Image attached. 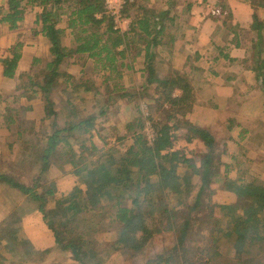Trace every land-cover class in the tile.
I'll list each match as a JSON object with an SVG mask.
<instances>
[{
	"label": "trees",
	"instance_id": "trees-1",
	"mask_svg": "<svg viewBox=\"0 0 264 264\" xmlns=\"http://www.w3.org/2000/svg\"><path fill=\"white\" fill-rule=\"evenodd\" d=\"M148 1L126 0L122 14L131 20V25L128 31L122 32L108 12L106 0H6L8 11L0 21L10 24L12 29L23 19V3L42 8L37 23L50 41L52 60L46 62L42 76L36 79L26 76L28 81L23 85L24 75L21 74V84L17 85L20 90L28 84L22 96L30 99L39 95L38 102L42 108L35 110L29 106L18 115L19 110L9 107L4 115L6 128L2 130L14 133L12 125L18 121L19 116L23 118L24 113L32 121L38 118L41 124L53 119V132L48 137L47 147L42 150L35 148L32 140H27L21 128L15 131L16 140L23 136L25 146L22 151L28 153L24 154V161L31 159V152L28 151L36 149L38 153L34 157L37 162L39 160V174L44 175L50 171V157L56 155L57 149L62 147L59 149V158L70 154L69 160L63 163H72L77 179L73 181V187L63 190L60 196L55 186L39 194L16 177L9 162H3V166H6L0 169V182L24 194L29 193L39 202L38 208L44 220H48L55 244L69 251L79 264H113L116 257L111 253L117 255L119 249L142 251L155 236L166 232L175 235V244L149 259L148 264H264V260L258 256L264 253V179L253 176L250 166L246 167L238 155L232 156L236 166L225 163L222 154L228 151L219 150L217 135L207 126L184 120L189 124L188 134L192 133L186 137L187 142L199 139L197 142L202 147L200 160L199 156L189 157L181 149L175 148L177 135L173 131L186 128L182 120L194 110L195 93H209H206L207 88L199 81L202 74L196 66L193 68L199 74L198 71L180 70H175L169 76L160 74V65L164 62L156 60L155 51L161 44H166L160 38H165L164 30L169 24H159L156 9L150 8ZM249 1L255 10L250 28L257 32L260 40L263 38L261 31L264 23L256 10L264 6V0ZM164 3L168 6L165 12L167 22L177 2L164 0ZM63 18L65 28L59 26ZM230 18L229 13L223 15L224 24ZM67 29L72 36L69 48L62 44ZM235 36L239 38L237 32ZM169 41L172 44L175 42L171 39ZM139 43L142 48L138 47ZM132 45H136L140 51L145 50V71L148 76L142 89L146 96L147 89L155 85L152 89L154 96L147 98L157 103V109L163 110L165 118L155 122L156 135L150 143L140 132L143 129L142 117H135L126 123L128 135L133 136L132 144L126 152L117 155L102 153L99 159L87 161L86 157L99 152L97 146L87 143L91 142L96 126V116L91 113V107L98 105L100 99L97 97L102 96V91L93 77L84 71L79 77L68 73L62 67L64 60L88 54L94 62V72L105 76L106 90L109 93L116 92L120 85L112 74L118 80L122 78L120 69L124 63L121 58H125L127 52L133 49ZM121 46L124 48L120 49ZM253 48H257V44ZM10 52L2 61L3 74L14 78L21 57L20 44L11 47ZM255 64L258 67L254 70H264L260 66L261 62ZM60 86H64L61 91L66 99L65 103L62 102V108L57 109L52 95ZM28 90H31L30 94ZM132 92L134 90L129 91V95L136 93ZM91 93L93 101L89 100ZM228 97L220 96L223 102L221 106L230 108L234 101ZM109 98L111 102L114 101L111 95ZM89 101L94 103L93 106ZM200 105L206 109L211 107L207 103ZM218 105L220 103L217 102L211 108L221 110ZM64 113L68 119L60 125L57 121ZM139 113L141 115V111ZM181 122L183 126H180ZM248 123V126H243L229 119L228 134L234 128H240L238 135L241 140L263 141L264 135L253 137L249 132L255 130L256 125H264V119L258 117V120H249ZM2 140L0 137V142ZM76 141L79 142L77 147L73 146ZM12 143L8 146L11 149L14 148ZM245 160L252 162L248 158ZM217 183L235 196L237 201L229 204L215 202L213 196L216 190L212 186ZM35 186H40V183L37 181ZM49 194L58 199L54 207L47 209ZM9 216L0 225V264L9 263L5 251L11 244L18 249L24 262L38 264L42 257H48L51 250L37 249L22 231L21 216L15 211ZM102 233H112L115 238L113 247L100 249L97 237ZM225 243L228 246L227 253L222 248Z\"/></svg>",
	"mask_w": 264,
	"mask_h": 264
},
{
	"label": "rangeland",
	"instance_id": "rangeland-1",
	"mask_svg": "<svg viewBox=\"0 0 264 264\" xmlns=\"http://www.w3.org/2000/svg\"><path fill=\"white\" fill-rule=\"evenodd\" d=\"M177 6L181 5L182 2L179 0H176ZM147 3V2H146ZM149 3V1H148ZM163 4V5H162ZM162 5V6H161ZM149 6H152V8L156 7L155 13L156 18H158L159 24H168L165 22V14L161 13L159 16V13L162 8L168 9V6L164 4V2H158L153 0L149 3ZM220 10V15H227L226 11H223V7L221 8H212L211 14H213V11ZM254 10V7H253ZM215 15V14H213ZM217 16H219L217 14ZM61 25L65 24V18H63V21L60 23ZM120 23H118L119 27ZM167 33H173L179 36V31L174 27L173 29H168ZM189 36L192 37L193 33L190 31ZM246 37L248 35L245 34ZM250 37V36H249ZM248 37V38H249ZM177 37V39H179ZM166 39L167 38H163ZM138 46L141 47L140 43ZM175 46V45H174ZM142 48V47H141ZM51 50V49H50ZM74 57V56H73ZM73 57H67L64 61L71 60ZM52 60V54L49 60H43L41 62H33L30 72L23 70L19 75L15 77V86L12 90H4L0 89V137L3 138L2 142H0V154H2V158L0 159V169L5 168L6 165L3 166V162H9L12 166V170L15 172L16 177H18L25 185L28 187L34 188V190H37L39 194L44 193V189L48 190L51 187L55 186L57 187V193L58 196L63 193V190H67L72 188L73 181L77 179L73 173V170L75 167H73L72 163L65 162L68 158H70V154L65 155L64 157H60V150L62 147H59L56 151V155H52L50 157V163L51 168L50 171L45 173L44 175L39 174L40 165L39 160L37 162L36 154L38 151L36 149H30L28 152H31V155L24 161L25 153L22 151V147L24 141L22 137L19 140H16V134L15 131L21 128V131L23 132V135L26 136L27 140H32L34 143L35 148L37 149H43L47 147V141L49 135L53 132V119H49L44 124H41L40 121L35 122L32 121V118L27 117V114L24 113V117L22 118L19 116L18 121L13 124L14 133L4 131L2 128H6V119H4V115L8 112V108H12L13 110H19L18 115L24 112L23 109L26 107L32 106L33 103H35V109H37L38 105H42L39 100V95L35 96L34 98H28L22 96L23 90L28 88L27 86L22 87V89L18 90L17 85L20 83L21 80H19V77L21 74H23V85H26L27 77L26 76H33L34 78H39V76H42L41 72L45 68V64L48 61ZM184 58L179 57L176 61V66L172 65L171 63H163L160 65V74L163 76H169L173 75L175 70H180L183 72L184 65H182ZM121 61L124 63V67L120 70H122V78L118 80L115 74H112L115 81H119V89L116 92H110L106 90L105 87V76H100L94 72V66L87 65V67L82 66V62H80L77 65V68L80 70L82 69L81 73L79 70L78 76L79 77L83 71L88 74V76L93 77L95 80V84L101 88L102 96H98L97 99H100V102L97 106H93L94 103L90 104L93 106L91 107V113L93 112L96 116L95 119V130L92 132L93 136L91 139V142L87 143L88 145L94 144L98 147L99 152L94 153L93 155H90L86 157L87 161L99 159V156L102 153H112V154H118V153H124L128 149V147L132 144V134L128 135L126 123L132 121L135 119V117H142L143 120V129L140 131L146 136L148 141L150 143L153 140V137L156 133L155 130V122L162 121L165 118V113L163 114L162 109H157V103L153 100L149 99L147 97L154 96V90L147 89V95H144V91L141 86H139L143 80L141 78L138 79V76H135V79L131 81V78L128 75L129 64L131 63V59L126 55L125 58H121ZM255 64V62H253ZM66 65L63 64L62 67L64 69L72 74H74L70 71L69 67H65ZM227 67L224 65L220 66L221 70H225ZM18 69L16 70L17 73ZM186 71V70H184ZM146 72V71H145ZM147 73V72H146ZM197 73V72H196ZM199 74V71L198 73ZM202 77H205L202 75ZM213 78V76H211ZM211 77H207L210 79V81H213V84H216L217 81H222L224 79H212ZM35 78V79H36ZM92 79V78H90ZM138 79V81L136 80ZM206 80V81H204ZM262 85L256 87L257 89H263L264 88V75L261 76ZM113 81V79H112ZM110 81L109 83H111ZM135 81H137L135 83ZM201 83L207 82V79H200ZM123 83H126L123 84ZM138 83V84H137ZM210 84V83H209ZM113 86V85H112ZM122 86V87H121ZM64 86H60L58 89H55V94L52 95L53 99L57 103V109H61L62 105H64V99H66V95L62 93V89ZM247 87L244 88V90ZM210 89V88H209ZM208 89V90H209ZM134 90L136 92L135 94L129 95V91ZM207 90V91H208ZM141 91V92H139ZM29 94L31 93V90L27 91ZM132 92V93H134ZM249 94L247 97H242L239 95H229V99H233L234 102H231L230 108L227 106H223L221 110H213L211 107L206 109L205 107L201 106L200 103H209L211 101V93L209 95H205L201 92H197L196 94V102L194 103V110L190 112L187 117L181 118L182 122L184 120H188L192 123H195L196 125L200 126H207L211 130H213L218 138L219 143V150L222 152L225 149L228 151V153L222 154V160L225 163H229L233 166H236L235 161L233 160V155H238L241 160H243L244 165L250 166V171L253 174V176H258L261 179H264V139L255 140L248 142L245 139L240 138L238 135V132L240 128H234L235 130L231 131L228 134V120L233 119L235 122L241 123L243 126L249 125V120H258V117L264 119V108L260 109V100L264 102V93L262 90V93L259 94L257 92H254V89H251L248 91ZM108 93L114 97V101L111 102V99L108 96ZM124 93H127L125 96H123ZM176 93V92H175ZM81 94H84V92L81 91ZM121 94V95H120ZM139 94L141 96H139ZM144 95V97H143ZM132 96V97H130ZM143 97V98H142ZM129 98V100H128ZM209 98V99H208ZM87 99V98H85ZM246 99V101H244ZM89 100H94L93 94L91 93L89 96ZM88 101V100H87ZM64 102V103H62ZM222 104L223 102L220 101V96L216 99V103ZM264 103H262L263 105ZM210 105V104H209ZM264 106V105H263ZM42 108V107H40ZM103 108V109H102ZM101 110H105L103 113H100ZM141 111V115L139 113ZM162 114V116L160 115ZM220 117V118H219ZM68 119L67 115L65 116V113L58 118L57 123L60 125L64 123ZM180 119V118H179ZM218 119H220V123L217 124ZM173 122V121H172ZM180 123V126L186 125V128H180L178 131L175 130L173 133H176L177 139H176V146L175 148L181 149L184 151L189 157L197 158L202 153V147L199 145L197 140H192L191 142H187V136H190L192 133L188 134V125L187 122ZM242 127V126H240ZM252 127V126H251ZM138 129V127H136ZM255 130L264 131V125H256ZM251 131V130H250ZM36 132V133H35ZM228 134V136H227ZM128 135V136H127ZM125 136V137H124ZM13 142L14 148L11 149L9 146V143ZM79 142H74L73 146L77 147ZM59 150V151H58ZM15 151V152H14ZM68 153V152H67ZM28 154V153H26ZM250 159L252 162H249ZM73 159V158H72ZM69 160V159H68ZM67 160V161H68ZM233 172L232 174H234ZM231 174V175H232ZM38 181L40 183V186H35V183ZM42 184V186H41ZM55 184V185H54ZM216 192L214 193L213 200L217 203H233L236 202L237 198L233 196L228 191H225L221 188V186L217 183L212 186ZM58 197L52 198V195L49 194V202H47L46 208L50 209L55 206V202L57 201ZM39 202L33 199L29 193L24 194L20 190L8 186L7 183L0 182V225L3 223V220L6 219L9 214L12 211L17 212V215L21 216L24 212H27L28 210H37L38 209ZM40 213V212H39ZM41 214V213H40ZM43 214V213H42ZM41 214V215H42ZM10 217V216H9ZM8 217V218H9ZM11 218V217H10ZM99 219H96L98 221ZM48 220H44L43 226L46 228L48 227L47 224ZM23 231V227L21 228ZM50 229V228H49ZM24 232V231H23ZM42 234V233H40ZM48 243H52V239L54 240L52 231L50 230L48 232ZM53 237V238H52ZM37 239V238H36ZM100 249H109L114 246V240L115 238L112 236V233H102L100 236L97 237ZM38 240V239H37ZM175 235L173 233L166 232L161 235L155 236L153 240L149 242V244L143 248L142 251H123L122 249H119L118 252L116 251L117 255L114 253H111L113 257H116V260L113 264H148L149 259L155 258V256L158 253L165 252L168 248L173 246L175 244ZM38 245V243H37ZM223 252L227 253L228 246L226 243L222 246ZM44 249H50L51 252L48 257H42L41 262L38 264H79L73 259L72 254L64 249H62L60 246L54 244L51 247L44 248ZM112 251V250H111ZM119 253V254H118ZM264 260V253L258 255ZM5 257L6 260L9 259V263L6 264H32L28 262H24V258L22 255L18 252V249L15 248L12 244L8 245L5 251ZM8 258V259H7ZM92 262V260H91ZM165 264V263H161ZM172 264H175L174 262Z\"/></svg>",
	"mask_w": 264,
	"mask_h": 264
},
{
	"label": "crops",
	"instance_id": "crops-1",
	"mask_svg": "<svg viewBox=\"0 0 264 264\" xmlns=\"http://www.w3.org/2000/svg\"><path fill=\"white\" fill-rule=\"evenodd\" d=\"M164 2V0H154ZM181 5L175 6L172 10L170 17L166 20L169 26L164 30L162 41L166 44H161L155 52H157V61H162L165 64L171 63L176 66V61L179 57H183V63L185 64L184 70L198 71L193 67L200 68L201 74L205 77L199 79H207V82L203 83L207 88L206 93H211V101L208 103L211 107H215L216 99L218 96L225 98L226 95H239L247 97L249 90L254 89V92L259 94L264 93L263 89H257L261 86V76L264 75V70H254L257 68V64L253 62H261L264 69V29L261 31L263 38L258 39L256 31L251 30L253 23V15L255 10L250 4L249 0H179ZM153 4V0H149V3ZM165 4V3H164ZM24 15L23 19L18 22L15 29H12L10 24L0 21V89L12 90L14 89L15 79L21 71L31 70L33 62H41L43 60H49L51 57V44L49 39L42 33L41 25L37 23V17L42 12L40 6H31L23 3ZM163 5V4H162ZM161 5V6H162ZM166 5V4H165ZM152 8V6H149ZM231 15L226 24H224L223 14L213 15L211 14L212 8H221ZM156 9V7H155ZM8 11V5L6 0H0V19ZM167 9L162 8L160 13H164ZM256 13L259 19L264 23V6L258 7ZM227 20V19H226ZM131 20L120 22L119 28L122 32L130 29ZM171 24V25H170ZM60 27L65 28L66 25L59 24ZM176 27L179 31V36L173 33H167V30ZM193 33V36H189V32ZM235 32L239 34V38L236 39ZM248 35V37L245 36ZM175 40L172 44L169 40ZM236 39V40H235ZM235 40V41H234ZM238 44H236L237 42ZM19 43L21 46V57L19 60L18 71L14 78L6 77L3 74L2 61L9 56L10 49L15 44ZM64 47H71L72 36L71 31L67 29L66 35L62 39ZM257 44V48H253V45ZM175 45V46H174ZM133 49L127 52V56L131 59L129 64L130 70L128 75L131 81L138 76L143 82L139 83L143 87L148 74L145 72V50H138L136 45H132ZM140 48V46H138ZM124 47L121 46L120 49ZM140 51V52H139ZM82 62V66L87 65L94 66L92 59L88 57V54H79L74 56L71 60L65 61V67H69L74 76H78L77 65ZM80 65V64H79ZM224 65L227 68L221 70L220 66ZM183 70V71H184ZM82 69L79 70L81 73ZM213 76V78L211 77ZM207 77L212 79H224L217 81L213 84ZM138 79H136L138 81ZM16 80V81H15ZM135 81V83L137 82ZM206 81V80H204ZM210 83V84H209ZM126 85V83H123ZM138 84V83H137ZM202 84V83H201ZM155 85L152 86V89ZM247 87L245 90L244 88ZM215 95V96H214ZM209 99V98H208ZM246 101V99L244 100ZM264 103L260 100V109L264 108ZM35 103L32 104V108L35 109ZM38 107L35 110H40L42 105L37 104ZM220 108H223V106ZM220 118V117H219ZM39 119H35V122ZM221 121L218 119L217 124ZM256 129V128H255ZM249 134L255 137L258 134L264 135V131L251 130ZM39 208L37 210H28L21 215V222L23 231L28 239L33 243L37 249H44L51 247L52 243H48L49 228L43 226L44 218ZM42 233V234H40ZM38 240H37V239ZM53 238V237H52ZM38 243V245H37ZM55 244V242H54Z\"/></svg>",
	"mask_w": 264,
	"mask_h": 264
},
{
	"label": "built area",
	"instance_id": "built-area-1",
	"mask_svg": "<svg viewBox=\"0 0 264 264\" xmlns=\"http://www.w3.org/2000/svg\"><path fill=\"white\" fill-rule=\"evenodd\" d=\"M106 2H107L108 12L114 17L116 23L127 21V19L124 18L122 14L123 8L126 4V0H106ZM213 14L220 15V10L213 11Z\"/></svg>",
	"mask_w": 264,
	"mask_h": 264
}]
</instances>
